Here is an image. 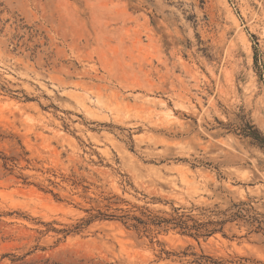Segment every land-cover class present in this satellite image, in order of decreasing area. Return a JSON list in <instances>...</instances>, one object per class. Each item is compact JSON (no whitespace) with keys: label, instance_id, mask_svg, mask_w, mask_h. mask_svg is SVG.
Here are the masks:
<instances>
[{"label":"rangeland","instance_id":"1","mask_svg":"<svg viewBox=\"0 0 264 264\" xmlns=\"http://www.w3.org/2000/svg\"><path fill=\"white\" fill-rule=\"evenodd\" d=\"M246 126L264 0H0V264H264Z\"/></svg>","mask_w":264,"mask_h":264},{"label":"trees","instance_id":"2","mask_svg":"<svg viewBox=\"0 0 264 264\" xmlns=\"http://www.w3.org/2000/svg\"><path fill=\"white\" fill-rule=\"evenodd\" d=\"M252 38L255 41V56H257L259 44H258V41H257L255 36H252ZM241 135H243L246 138L252 139L253 142H255V144H257L258 146H260L261 148L264 149V138L259 136V134L255 133V131L253 130V127L246 126L244 129L241 130ZM7 161L8 160L4 158L3 167L5 169H7V167H8ZM240 215H242V211H238L234 216L240 218ZM137 221L140 224L145 225L144 222H141L139 220H137ZM163 223H165L167 225H173L175 229H179V230L183 231L185 234H190L191 236H195V237H202L205 235L204 233L209 234V230H208L209 224L208 225L199 224L198 222L193 221L190 218H186L185 216H179V217L173 218L171 220H163V221L159 222L158 225H161ZM223 224H225V222L217 223V225H223ZM132 227L135 229H138V226L134 225ZM44 264H58V263H51L50 260H47V261H45Z\"/></svg>","mask_w":264,"mask_h":264}]
</instances>
